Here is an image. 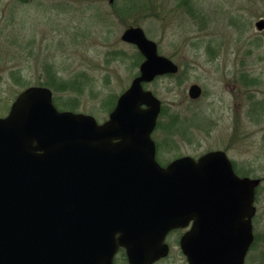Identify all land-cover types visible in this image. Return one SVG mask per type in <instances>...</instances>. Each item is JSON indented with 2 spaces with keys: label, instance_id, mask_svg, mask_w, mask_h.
<instances>
[{
  "label": "water",
  "instance_id": "water-1",
  "mask_svg": "<svg viewBox=\"0 0 264 264\" xmlns=\"http://www.w3.org/2000/svg\"><path fill=\"white\" fill-rule=\"evenodd\" d=\"M121 40L144 61L103 123L59 110L40 85L0 117V264H115L120 247L130 264H151L167 254L166 234L192 220L184 245L201 250L186 251L190 264H244L260 180L236 174L221 150L157 161L162 102L145 85L179 66L142 27ZM189 96L202 88L192 85Z\"/></svg>",
  "mask_w": 264,
  "mask_h": 264
},
{
  "label": "rangeland",
  "instance_id": "rangeland-1",
  "mask_svg": "<svg viewBox=\"0 0 264 264\" xmlns=\"http://www.w3.org/2000/svg\"><path fill=\"white\" fill-rule=\"evenodd\" d=\"M262 17L264 0H0V117L28 87L79 78L73 90L50 88L54 103L103 123L139 74L138 49L121 40L139 26L180 68L145 86L163 104L153 135L162 161L226 149L241 176L263 177ZM195 84L198 101L188 96ZM259 197L258 253L249 264H264V187Z\"/></svg>",
  "mask_w": 264,
  "mask_h": 264
},
{
  "label": "flooded vegetation",
  "instance_id": "flooded-vegetation-1",
  "mask_svg": "<svg viewBox=\"0 0 264 264\" xmlns=\"http://www.w3.org/2000/svg\"><path fill=\"white\" fill-rule=\"evenodd\" d=\"M18 1H20V2H30V1H33V0H18ZM261 20H264V18L262 17L259 21H261ZM259 21H257L256 24H255L256 28H257V23ZM263 31L264 30L259 31V32H263ZM159 53H160V51H159ZM143 61H144V57H143ZM179 72H180V68H179L178 73ZM177 74H174V75H177ZM174 75H172V76H174ZM165 76H170V75H165ZM255 80L256 79L253 78V81H255ZM202 95H203V88H202ZM188 96H189V90H188ZM189 98H190V96H189ZM200 98H198V99L190 98V99L192 101H198ZM162 106H163V104H162ZM262 110L264 112V109H262ZM161 112H162V110H161ZM263 112H262V114H263ZM158 121H159V119H158ZM157 126H158V124H157ZM155 131H156V129H155ZM155 131H154V133H155ZM154 133H153V135H154ZM155 143H156V159L164 167L168 166L171 162H173V161H175V160H177L179 158L185 157V156L176 157L175 159H173L171 161H168L167 163H164L162 161V157H161L162 155L160 153V151L162 150L161 149V144L159 142H156V141H155ZM221 151H224L227 154L228 158L230 159V161L233 164V168H234L236 174L241 176L240 172L238 170V167L236 165L235 160L230 157L228 151L226 149L225 150H221ZM186 156H188V155H186ZM190 157H192V156H190ZM256 179L260 180V183L256 187V190H255L254 207H255L256 211H255V215L253 216V219H252L253 242H252V244H251V246H250V248L248 250V253L246 255V259H245V263L244 264H249V262L252 261V257L255 255V253L256 254L258 253L259 235H258V228H257L256 219H257V215H258V204H259V198H260L259 196H260L261 190L264 187V176L263 177L258 176ZM197 225L198 224L195 223L194 220H192V221L188 222L185 226H181V227L174 228V229L170 230L166 234V236L164 238V241H163V246H164L165 250L167 251V254H165L164 256H161L157 261H155V262H153L151 264H190L189 257L187 255L186 251H188V250H201V248L198 247V246H192V245L191 246H187V245L185 246L184 245V238L187 235H189V234H195L194 230H195V227ZM198 234L200 235V232ZM198 234H197V236H198ZM200 239H201L200 237L193 238V240H195V241H198ZM259 256L257 255L255 258L258 259ZM114 263L115 264H130L128 256H127V251H126L125 248L120 247L118 249V251H117V253H116L115 257H114Z\"/></svg>",
  "mask_w": 264,
  "mask_h": 264
},
{
  "label": "trees",
  "instance_id": "trees-1",
  "mask_svg": "<svg viewBox=\"0 0 264 264\" xmlns=\"http://www.w3.org/2000/svg\"><path fill=\"white\" fill-rule=\"evenodd\" d=\"M137 58H138V60L139 59H143V56L141 55L140 52L137 54ZM80 81L83 83V81L80 80L79 78H74V79L68 80V81H66V80L61 81L60 79H56L55 77H51L50 81H46L45 83H41L40 86H46V87L54 88L55 89V85L56 84H59V85H62V86L61 87H57V91L60 90V91L63 92L64 90H73L72 85H74V83H79ZM81 85H80V91H83V87L84 86H81ZM55 105L57 107L59 106L60 108L62 106H65L67 108H70L72 111H75V109H77V105H75V104L72 105L69 102H67V103L63 102V103H61V105L58 104V103H55ZM115 105H114V107H115ZM114 107H113V109H114Z\"/></svg>",
  "mask_w": 264,
  "mask_h": 264
}]
</instances>
